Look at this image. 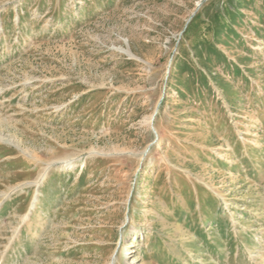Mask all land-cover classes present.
<instances>
[{
  "label": "rangeland",
  "instance_id": "374dc122",
  "mask_svg": "<svg viewBox=\"0 0 264 264\" xmlns=\"http://www.w3.org/2000/svg\"><path fill=\"white\" fill-rule=\"evenodd\" d=\"M0 264H264V0H0Z\"/></svg>",
  "mask_w": 264,
  "mask_h": 264
}]
</instances>
